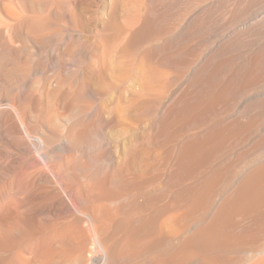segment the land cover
Masks as SVG:
<instances>
[{
    "label": "bare ground",
    "instance_id": "obj_1",
    "mask_svg": "<svg viewBox=\"0 0 264 264\" xmlns=\"http://www.w3.org/2000/svg\"><path fill=\"white\" fill-rule=\"evenodd\" d=\"M177 1L0 0V264H264V0Z\"/></svg>",
    "mask_w": 264,
    "mask_h": 264
},
{
    "label": "rangeland",
    "instance_id": "obj_2",
    "mask_svg": "<svg viewBox=\"0 0 264 264\" xmlns=\"http://www.w3.org/2000/svg\"><path fill=\"white\" fill-rule=\"evenodd\" d=\"M40 1L44 2V0H36V2L39 3V5H37V8L41 7V9L42 8L44 9V6H43L44 3H42V6H40L41 5ZM183 1L184 0H178L177 2H179V5H180L181 2L183 3ZM43 14L47 18L53 17V15L50 16L49 12H48L49 15L47 16L46 15L47 11H45ZM38 22H37V27L36 26H35L36 28L34 27L36 29V32L32 35L31 38H28V40L24 41V44L27 43L29 46H38L39 49L42 51V52L41 51L39 52V54H41L43 57L42 60L47 61V63L49 62L48 64H50V65H55L58 61L54 60V58H52L48 53L52 49L55 52V54H57V57H61V43L63 42V40L59 37V35L56 32H51V31H53L52 26L50 27L49 25H47L45 23V20L39 19ZM42 24H44V25H42ZM45 25H47V26H45ZM54 33H55V35H54ZM47 34L50 36H48ZM46 35H47V37H46ZM2 52H5V51L1 48L0 49V56H1L0 74L5 75L7 77L20 76L22 74V72H23V75L25 73V75H27V76L35 75L34 74L35 70L33 67L34 66L33 61H29V65H27V67H28L27 70L21 71L18 68L19 66L15 62L16 61L15 57H12L10 52H8V53L6 52L7 55H6V53H2ZM10 56H11V58H10ZM4 60H6V61H4ZM13 66L15 67V69H13L14 68ZM8 72H9V74H8ZM26 72H27V74H26ZM6 74H8V75H6Z\"/></svg>",
    "mask_w": 264,
    "mask_h": 264
}]
</instances>
